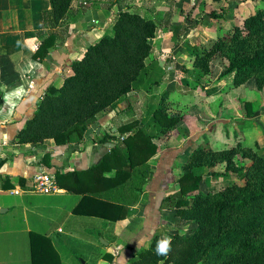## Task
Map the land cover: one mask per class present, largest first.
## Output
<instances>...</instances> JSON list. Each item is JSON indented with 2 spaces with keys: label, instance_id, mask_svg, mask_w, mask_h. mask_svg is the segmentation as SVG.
<instances>
[{
  "label": "crops",
  "instance_id": "1",
  "mask_svg": "<svg viewBox=\"0 0 264 264\" xmlns=\"http://www.w3.org/2000/svg\"><path fill=\"white\" fill-rule=\"evenodd\" d=\"M143 1V8H137L134 5L140 6V2L135 0H72L66 15L53 24L49 16H43L50 9L49 0H0V264H31L32 232L49 238L62 264H124L147 247L156 234L162 239L177 225L178 217L171 206L162 205L163 198L177 190L176 178L182 170L178 160L185 159L194 145L157 144L148 161L150 178L136 197L131 196L130 181L114 187L103 179L114 169L102 168L101 174L99 168L87 171L115 146L120 136L118 127L134 119L146 120L173 82L168 79L176 63L166 54V44L172 36L170 24L175 12L160 0ZM128 7L158 23L147 64H153L158 72L168 70L161 72L159 83L150 92L134 89L114 107L98 113L80 140L57 144L47 138L36 144L17 143L18 130L33 114L45 90L59 87L63 78L72 73L71 62L80 59L87 46L110 33L114 17ZM199 28L189 29L194 33ZM51 33L55 36L52 46L44 57H36L42 38ZM187 37L181 40L192 50L194 38ZM154 43L158 45L155 51ZM139 91L145 94L142 110L138 109L140 101L136 97ZM207 120L210 121L200 123L204 127L196 126L190 135L204 134L211 124L229 122L221 118ZM39 171L53 173L60 191L46 195L13 193L15 188L29 185ZM79 171L85 174L77 175ZM84 197H89L88 204L82 206L84 210H93L97 204L92 199H97L123 206L126 215L111 222L92 213L75 212ZM104 253L111 259L102 257Z\"/></svg>",
  "mask_w": 264,
  "mask_h": 264
},
{
  "label": "trees",
  "instance_id": "2",
  "mask_svg": "<svg viewBox=\"0 0 264 264\" xmlns=\"http://www.w3.org/2000/svg\"><path fill=\"white\" fill-rule=\"evenodd\" d=\"M71 2L49 0L50 9L43 16H49L55 24L66 15ZM262 2L243 20L242 26L232 25L211 42L205 54L194 57L201 72H207L208 58L217 53L223 60L220 77L233 73L235 85L253 78L256 88L263 89ZM157 27V21L149 15L129 7L120 10L113 19L111 32L87 46L82 57L71 62L72 73L63 78L59 87L49 86L45 90L15 141L36 144L51 138L63 144L74 138L80 140L98 113L114 107L127 93L137 88L150 92L159 83L162 72L147 64ZM54 39L52 33L43 37L35 56L44 57ZM162 102L152 108L146 120L134 119L119 126L115 146L87 171L99 168L101 174L102 168L114 169L103 179L114 187L130 181L131 196L136 197L151 175L148 161L157 149L154 138L178 128L184 119L181 114L166 112ZM244 105L248 116L253 115L256 108H252L251 101ZM187 153L176 178L178 188L163 201L170 202L176 217L193 221L195 228L189 233H170L171 250L166 256L156 254L160 240V234H156L147 247L124 264H264V157L240 143L220 150L198 145ZM219 164L221 171L215 169ZM205 172L229 178V182L215 192L200 190ZM78 174L84 175L85 171ZM88 198H82L74 211L92 213L111 222L126 215L123 206L97 199H92L97 204L93 210H84L82 206L88 204ZM29 243L31 264H62L47 236L32 232Z\"/></svg>",
  "mask_w": 264,
  "mask_h": 264
},
{
  "label": "rangeland",
  "instance_id": "3",
  "mask_svg": "<svg viewBox=\"0 0 264 264\" xmlns=\"http://www.w3.org/2000/svg\"><path fill=\"white\" fill-rule=\"evenodd\" d=\"M135 1L140 2V6L131 3L134 7L143 8L142 4H145V1ZM159 2L162 4L165 2L167 3L165 7L173 9L171 11L175 12L174 22L170 25L173 28L178 27L172 31L170 42L166 44L168 45L166 54L173 57L172 62L176 63L174 64L176 70L169 76L168 81L173 82L170 83L168 92L162 93L160 99L164 101L162 103L166 112L185 116L178 128L156 138V143L161 147L166 145L171 147L186 142L194 147L204 145L217 150L240 143L241 147L251 148L264 157V87L258 90L253 78L235 85L233 73L220 77L223 60L217 53L208 58L207 72H201L202 69L194 64V57L205 54L211 42L226 33L232 25L242 26L243 20L258 6L263 5L262 0H160ZM194 26H199V30L190 32L192 29L189 28ZM188 33L189 37L186 36ZM183 37L194 38L192 50L188 48L185 40L182 42ZM157 47L158 45L154 43V51ZM172 50L174 51L171 53ZM181 60H185V63ZM166 70L165 68L162 71ZM166 79L167 77L164 81ZM155 88L161 90V87ZM136 97H139L140 101L138 109L142 110L145 94L139 91ZM245 101H251L252 108L254 110L256 108L254 115L248 116ZM150 102H153V99H150ZM218 118L229 122L214 123L204 134L190 135V131L195 130L196 126L204 127L201 122L205 124L210 121L207 119H211L212 122ZM178 162L179 165H183L184 157ZM215 169L221 171L223 167L219 164ZM228 182L229 178L205 172L199 189L215 192ZM162 205L165 208L171 206L170 202H163ZM175 224H177L175 227L170 228L171 233H189L195 228L193 221L181 218H178Z\"/></svg>",
  "mask_w": 264,
  "mask_h": 264
},
{
  "label": "built area",
  "instance_id": "4",
  "mask_svg": "<svg viewBox=\"0 0 264 264\" xmlns=\"http://www.w3.org/2000/svg\"><path fill=\"white\" fill-rule=\"evenodd\" d=\"M59 188L56 183L55 175L47 171H39L32 177V181L29 185L23 188H15L13 193L19 195L23 193L30 194H53L59 192Z\"/></svg>",
  "mask_w": 264,
  "mask_h": 264
},
{
  "label": "clouds",
  "instance_id": "5",
  "mask_svg": "<svg viewBox=\"0 0 264 264\" xmlns=\"http://www.w3.org/2000/svg\"><path fill=\"white\" fill-rule=\"evenodd\" d=\"M171 250V238L168 236H164L162 239L157 241L156 244V254L166 256L168 252Z\"/></svg>",
  "mask_w": 264,
  "mask_h": 264
},
{
  "label": "water",
  "instance_id": "6",
  "mask_svg": "<svg viewBox=\"0 0 264 264\" xmlns=\"http://www.w3.org/2000/svg\"><path fill=\"white\" fill-rule=\"evenodd\" d=\"M100 241H103V239H102V238H100Z\"/></svg>",
  "mask_w": 264,
  "mask_h": 264
}]
</instances>
